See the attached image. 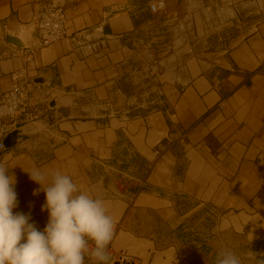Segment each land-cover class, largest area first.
<instances>
[{
	"label": "crops",
	"instance_id": "0c3cea01",
	"mask_svg": "<svg viewBox=\"0 0 264 264\" xmlns=\"http://www.w3.org/2000/svg\"><path fill=\"white\" fill-rule=\"evenodd\" d=\"M226 1L248 8L251 29L223 51V75L197 70L169 109L73 119L60 112L69 105L66 96L46 116L18 123L19 142L0 153V164L12 166L6 175L15 176L13 214L29 215L41 232L46 227L45 193L26 172L35 168L69 175L82 191L106 202L115 224L108 264L119 256L131 258V264H187L176 247L127 228L132 200L161 217L185 198L215 205L224 212L226 229L249 242L264 236V209L251 207L264 203V0ZM33 2L0 0V95L22 65L35 78L50 77V84H42L57 91L107 93L129 55L124 42L136 29L137 0H77L66 8L67 37L24 61L22 47L4 35L26 43ZM175 139L185 142L180 153ZM125 143L135 172L145 175L115 195L103 172L115 154L127 153ZM129 189L136 192L133 199L122 193ZM177 214L185 217V208Z\"/></svg>",
	"mask_w": 264,
	"mask_h": 264
},
{
	"label": "rangeland",
	"instance_id": "374dc122",
	"mask_svg": "<svg viewBox=\"0 0 264 264\" xmlns=\"http://www.w3.org/2000/svg\"><path fill=\"white\" fill-rule=\"evenodd\" d=\"M147 1L137 0L133 14L136 29L124 42L129 55L109 91L82 94L54 89L53 99L67 96L69 105L61 113L73 119H107L169 109L197 70L223 75L221 68L227 66L223 51L251 29L245 22L251 16L248 8L239 4L236 9L226 0H166V10L158 14L145 9ZM177 142L172 145L180 153L185 142ZM124 150L127 153L115 154L103 172L110 192L115 195L145 175L143 170L135 172L134 156L128 155L126 143ZM128 191L122 193L133 199L136 192ZM133 203L134 200L129 207L127 228L158 239L160 245L176 247L187 264H215L221 250L234 252L242 264L264 260V236L249 242L241 233L226 229L224 212L215 205L185 198L179 206L173 205L170 215L161 217ZM251 207L264 209V203ZM183 208L185 217L179 218L177 211Z\"/></svg>",
	"mask_w": 264,
	"mask_h": 264
},
{
	"label": "clouds",
	"instance_id": "9594fccd",
	"mask_svg": "<svg viewBox=\"0 0 264 264\" xmlns=\"http://www.w3.org/2000/svg\"><path fill=\"white\" fill-rule=\"evenodd\" d=\"M10 167L0 164V264H86V257L108 264L115 224L104 200L59 171H26L45 193L42 211L49 218L41 232L29 223V215L13 214L17 197L15 176L6 175ZM215 264L242 262L231 250H221Z\"/></svg>",
	"mask_w": 264,
	"mask_h": 264
},
{
	"label": "built area",
	"instance_id": "2783aa9c",
	"mask_svg": "<svg viewBox=\"0 0 264 264\" xmlns=\"http://www.w3.org/2000/svg\"><path fill=\"white\" fill-rule=\"evenodd\" d=\"M77 0H34L32 27L28 30L25 46L18 54L24 61L44 46L67 37L66 8ZM146 10L152 14L166 10V0H149ZM24 50V51H23ZM35 75L28 73L25 65L11 73L12 83L8 90L0 95V153L5 150L2 138L21 121L40 119L46 116L53 99L54 89L34 81ZM122 256L117 258L121 261ZM86 264H93L86 263Z\"/></svg>",
	"mask_w": 264,
	"mask_h": 264
},
{
	"label": "water",
	"instance_id": "95a60500",
	"mask_svg": "<svg viewBox=\"0 0 264 264\" xmlns=\"http://www.w3.org/2000/svg\"><path fill=\"white\" fill-rule=\"evenodd\" d=\"M5 41L12 43L18 47H24L25 46V41L20 37L17 36L13 33H9V32H5L4 35ZM34 81L37 83H51V78L48 76H37L36 78H34ZM57 105V100L56 99H52L49 103L50 107H55ZM19 128H15L13 130H11L10 132H7L3 138H2V144L4 146L5 149H10L13 148L18 142H19ZM131 264L133 263V260L131 258H128L126 256H122L121 258V262L117 261L116 264Z\"/></svg>",
	"mask_w": 264,
	"mask_h": 264
}]
</instances>
